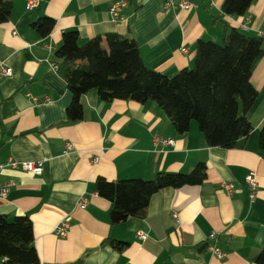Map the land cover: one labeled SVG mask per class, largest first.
Listing matches in <instances>:
<instances>
[{
  "label": "crops",
  "instance_id": "1",
  "mask_svg": "<svg viewBox=\"0 0 264 264\" xmlns=\"http://www.w3.org/2000/svg\"><path fill=\"white\" fill-rule=\"evenodd\" d=\"M11 1V14L0 24V163L10 157L41 161L42 171L0 169V190L13 181L0 196V215L29 217L40 262L257 264L264 247V153L258 148L264 53L251 69L257 97L247 113L252 130L241 148L208 146L195 121L177 133L154 101L107 102L95 89L81 98L82 119L65 123L71 92L53 53L68 30L77 31L79 44L101 37L106 45V35L118 33L135 38L147 67L172 76L192 66L199 39L220 44L226 27L263 36L264 0H254L244 16L224 14V0H190L195 4L190 9H166L164 0H127L121 19L109 14L114 0H39L32 8L28 0ZM42 17L55 22L45 37L32 26ZM2 68L11 73H1ZM154 133L173 144L155 146ZM66 143L73 147L64 152ZM198 162L205 163V180L153 193L143 218L111 223L110 201L95 189L98 177L151 179L160 171L189 172ZM249 171L257 180L253 198L244 181ZM225 182L233 184L234 192L221 188ZM65 218L67 233L59 236L54 229ZM111 240L127 245L118 250ZM211 245L225 258L213 255Z\"/></svg>",
  "mask_w": 264,
  "mask_h": 264
},
{
  "label": "trees",
  "instance_id": "2",
  "mask_svg": "<svg viewBox=\"0 0 264 264\" xmlns=\"http://www.w3.org/2000/svg\"><path fill=\"white\" fill-rule=\"evenodd\" d=\"M253 1L224 0L221 10L229 16H244ZM11 9V0H0V24L8 20ZM54 25L49 17L32 23L43 37ZM78 39L76 30L63 32L61 43L53 53L57 71L71 92L65 123L82 119L81 98L95 89L107 102L115 99L156 102L180 134L195 121L208 146H244L252 130L247 113L257 97L250 81L251 69L256 58L264 53V36L226 27L220 44L199 39L192 66L172 76L147 67L132 36L109 33L106 45L101 37L91 38L84 44H79ZM258 148L264 153V124L259 130ZM205 178V163L198 162L189 172L160 171L151 179L108 181L98 177L95 189L110 201V220L116 224L130 216L143 218L153 193L165 187L200 184ZM111 244L118 250L127 245L113 240ZM255 262L264 264V247ZM0 264H42L33 245L28 216L0 215ZM69 264L83 262L77 259Z\"/></svg>",
  "mask_w": 264,
  "mask_h": 264
},
{
  "label": "built area",
  "instance_id": "3",
  "mask_svg": "<svg viewBox=\"0 0 264 264\" xmlns=\"http://www.w3.org/2000/svg\"><path fill=\"white\" fill-rule=\"evenodd\" d=\"M38 2H39V0H28L27 7L28 8L35 7L38 5ZM126 5H127V0H114V1H112V3L109 6L110 16L113 19H121L122 18L121 11ZM164 7L166 9H176L178 7L190 9V8H194L195 4L193 2H191L190 0H164ZM1 73L8 75L11 73V69L10 68H2ZM35 100H36V98H35ZM45 101H48V98H46ZM152 141H153L155 146L166 147V146L173 144L172 139L160 136L159 134H156V133H154L152 135ZM72 147H73L72 143H66L65 148H64V152L71 150ZM92 160H93V162H97L98 157L94 156L92 158ZM4 167H10L11 169H22L25 171H30L31 173H34V174H40L42 171V162L41 161H17V160L10 157V158H8V160L6 162L0 163V169H2ZM244 181H245V184L249 188V196L251 198H253L255 195L256 188H257V180H256L255 172L249 171L245 175ZM12 184H13L12 180H9L6 183H4L1 186L0 196H5L10 185H12ZM221 188L225 192H227L228 194H231L235 190L233 184L228 183V182L222 183ZM85 204H86V199L81 198L79 200V206L84 207ZM174 217H177V215L174 214ZM67 228H68V219L65 218L55 226L54 231L59 236H65V234L67 233ZM138 235L142 239L146 238V236H147L145 233H140V232L138 233ZM213 236H215L214 233H212L210 235V237H213ZM209 250L217 258L222 259V258H225V256H226V253L221 251L220 249H218L215 245L209 246Z\"/></svg>",
  "mask_w": 264,
  "mask_h": 264
}]
</instances>
